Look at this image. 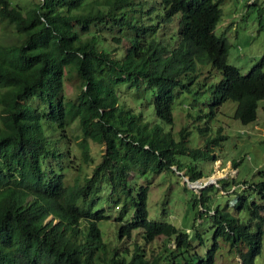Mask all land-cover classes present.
Wrapping results in <instances>:
<instances>
[{
  "label": "trees",
  "instance_id": "obj_1",
  "mask_svg": "<svg viewBox=\"0 0 264 264\" xmlns=\"http://www.w3.org/2000/svg\"><path fill=\"white\" fill-rule=\"evenodd\" d=\"M221 3L35 0L26 7L0 0V264H215L219 238L238 253L239 264H255L264 180L243 181L231 205L211 208L209 189L196 196L194 205L207 209L198 208L199 217L210 218L214 230L203 255L196 251L201 232L150 218L149 184L131 180L173 165L195 180L200 171L177 154L209 152L188 145L186 127L175 139L171 128L146 119L122 95L123 83L140 87L154 116L171 124L179 92L206 91L199 65L210 64L221 78L210 87L209 113L232 100L235 118L256 119L264 57L245 74L227 61L228 44L214 32ZM174 19L177 36L171 29L163 35L162 25ZM67 65L82 79L74 100L64 92ZM73 125L76 134L68 131ZM91 142L104 146L97 162ZM103 219L115 222L117 241L110 239L113 230L104 237ZM160 234L172 244L152 255L147 245Z\"/></svg>",
  "mask_w": 264,
  "mask_h": 264
},
{
  "label": "rangeland",
  "instance_id": "obj_2",
  "mask_svg": "<svg viewBox=\"0 0 264 264\" xmlns=\"http://www.w3.org/2000/svg\"><path fill=\"white\" fill-rule=\"evenodd\" d=\"M18 1L27 7L35 0ZM263 7L264 0H222L221 3V17L214 32L226 40L227 61L235 65L242 74L247 73L254 63L264 57V16L262 18L260 16ZM178 24V19L163 24V35H168V30L171 29L173 31L169 35L175 38ZM109 38L110 34L107 36L108 41ZM199 72L201 74L198 81L201 82V89L206 91L200 94L193 90L179 92L173 103L171 124L162 122L154 116L152 105L144 102L148 94L140 92V87H130L127 83L119 87L122 95L129 96V102L137 107L136 110L141 109L146 119L157 120L165 130L171 128L175 139L179 138L178 131L184 126L190 130L188 145L191 148L208 149L209 156L208 153L177 154L178 161L183 165L186 167L193 165L200 171L202 176L195 180H190V175L185 174L184 169L177 170L176 165L159 173L149 171L131 178L132 182L149 184L147 209L150 218L167 220L182 229L191 230V233L195 229L201 232L202 243L197 245L196 251L203 255L212 242L214 230L210 225V218L199 217L198 208L203 212H207V209L194 205L196 196H199L203 189H209L207 195L211 208L216 206L217 202L221 206L231 205L243 181L264 180V99L259 100L256 119L248 123H242L234 117L236 102L232 100L223 102L210 114L208 102L210 87L218 82L221 73L210 64L199 65ZM81 84L82 79L77 72L67 65L64 78L66 97L76 99ZM204 127L207 129L201 133L200 129ZM68 131L76 134L78 127L73 125ZM103 147L91 142L95 162L99 160V150ZM92 168L93 164L89 165L87 172L90 173ZM187 181L194 187L189 186ZM99 226L105 238H109L113 230L110 239L117 241L114 221L103 219L99 221ZM133 237L135 240L140 238V232L133 231ZM166 241L168 239L160 234L147 245V249L149 248L154 255L157 250L162 249ZM193 241L195 244L198 243L197 238ZM218 242L220 248L216 253L215 264H239L238 253L229 251L228 244L221 238ZM168 243L172 244L169 241ZM240 247L243 249L244 245ZM255 264H264V234L262 248L255 257Z\"/></svg>",
  "mask_w": 264,
  "mask_h": 264
},
{
  "label": "water",
  "instance_id": "obj_3",
  "mask_svg": "<svg viewBox=\"0 0 264 264\" xmlns=\"http://www.w3.org/2000/svg\"><path fill=\"white\" fill-rule=\"evenodd\" d=\"M188 184H189V186L193 187V185L190 182H188Z\"/></svg>",
  "mask_w": 264,
  "mask_h": 264
},
{
  "label": "clouds",
  "instance_id": "obj_4",
  "mask_svg": "<svg viewBox=\"0 0 264 264\" xmlns=\"http://www.w3.org/2000/svg\"><path fill=\"white\" fill-rule=\"evenodd\" d=\"M200 74H201V73H200ZM199 77H200V75H199ZM199 77H198V78H199ZM206 78H207V76H206ZM188 182H189V181H187V183H188ZM193 187H194V186H193ZM193 187H192V188H193Z\"/></svg>",
  "mask_w": 264,
  "mask_h": 264
},
{
  "label": "bare ground",
  "instance_id": "obj_5",
  "mask_svg": "<svg viewBox=\"0 0 264 264\" xmlns=\"http://www.w3.org/2000/svg\"><path fill=\"white\" fill-rule=\"evenodd\" d=\"M192 183L196 184L197 182H192ZM195 186H196V185H195Z\"/></svg>",
  "mask_w": 264,
  "mask_h": 264
}]
</instances>
